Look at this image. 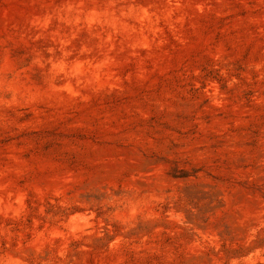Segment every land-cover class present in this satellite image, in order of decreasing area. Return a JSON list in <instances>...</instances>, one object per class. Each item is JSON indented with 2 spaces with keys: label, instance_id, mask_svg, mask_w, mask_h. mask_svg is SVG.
<instances>
[{
  "label": "rangeland",
  "instance_id": "obj_1",
  "mask_svg": "<svg viewBox=\"0 0 264 264\" xmlns=\"http://www.w3.org/2000/svg\"><path fill=\"white\" fill-rule=\"evenodd\" d=\"M0 264H264V0H0Z\"/></svg>",
  "mask_w": 264,
  "mask_h": 264
}]
</instances>
